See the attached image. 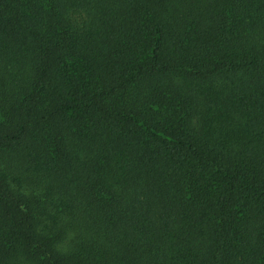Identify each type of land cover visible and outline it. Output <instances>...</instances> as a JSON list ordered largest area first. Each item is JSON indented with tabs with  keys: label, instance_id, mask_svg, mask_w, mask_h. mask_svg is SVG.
I'll use <instances>...</instances> for the list:
<instances>
[{
	"label": "trees",
	"instance_id": "1",
	"mask_svg": "<svg viewBox=\"0 0 264 264\" xmlns=\"http://www.w3.org/2000/svg\"><path fill=\"white\" fill-rule=\"evenodd\" d=\"M0 264H264V0H0Z\"/></svg>",
	"mask_w": 264,
	"mask_h": 264
}]
</instances>
